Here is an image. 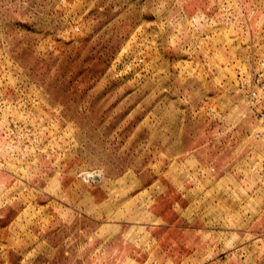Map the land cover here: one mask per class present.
Here are the masks:
<instances>
[{"label":"rangeland","instance_id":"1","mask_svg":"<svg viewBox=\"0 0 264 264\" xmlns=\"http://www.w3.org/2000/svg\"><path fill=\"white\" fill-rule=\"evenodd\" d=\"M264 0H0V264H264Z\"/></svg>","mask_w":264,"mask_h":264},{"label":"built area","instance_id":"2","mask_svg":"<svg viewBox=\"0 0 264 264\" xmlns=\"http://www.w3.org/2000/svg\"><path fill=\"white\" fill-rule=\"evenodd\" d=\"M261 119L264 120V109H263V111L261 112Z\"/></svg>","mask_w":264,"mask_h":264}]
</instances>
